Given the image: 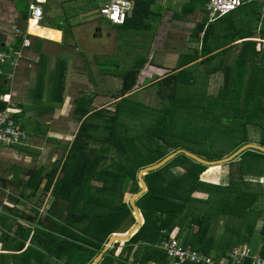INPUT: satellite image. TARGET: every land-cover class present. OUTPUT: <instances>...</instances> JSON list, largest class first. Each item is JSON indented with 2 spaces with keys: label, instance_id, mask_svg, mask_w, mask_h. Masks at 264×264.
<instances>
[{
  "label": "trees",
  "instance_id": "16d2710c",
  "mask_svg": "<svg viewBox=\"0 0 264 264\" xmlns=\"http://www.w3.org/2000/svg\"><path fill=\"white\" fill-rule=\"evenodd\" d=\"M133 1L132 17L124 24L112 23L115 28L120 30L133 29L137 26L148 28L149 25L144 22L153 14L152 3L155 0ZM21 18L26 22L28 4L24 5ZM206 23L207 18L203 17L193 32L194 38L200 40L201 48L196 50V53L186 55L180 65L190 63L201 55L206 56L210 53L212 44H220L221 47L229 41L230 30L225 28L220 30L221 33L214 37L215 41L209 44L212 38L209 31L213 27ZM20 44L21 37L18 36L12 42V46L18 48ZM256 45L255 40L244 42L239 58L228 65L225 64L223 57L227 49L207 56L199 62L204 64L210 62L213 57L217 58L223 54L220 63L213 70L223 69L225 85L230 82L231 75L234 77L231 119L240 121L242 138L233 152L247 143L264 146V124L259 122V118L264 114V103L262 104L264 65L260 64L264 59V49L257 50ZM0 50H6V47L0 46ZM44 59L43 56L39 58L40 65L34 89V102L41 108L38 110L39 114L48 112L49 108L53 110L60 107L64 102L66 61L62 59L59 61L60 67L51 76L53 82L51 99L46 102L52 107L46 102L42 103ZM143 61L140 59L136 62L138 68H141ZM247 65H250V68L246 69ZM0 66H8V64L0 63ZM138 68H131L125 73V89L129 90L136 84ZM243 75L246 77L244 78ZM170 80H185L190 83L195 80V73L193 68H184L177 73L167 75L160 81L171 83ZM240 81L244 82L243 87L240 86ZM9 82L7 76L0 73V96L9 94ZM93 100L92 96L83 95L75 104L74 111H80L85 118L71 144L70 153L61 166L63 175L57 178L52 186L54 200L49 212L58 210V217H64V222L60 223L53 220L50 215L46 216L44 229L41 231L37 229L40 234L35 233L36 240L33 244L35 246H30L26 251L24 236L29 233V229L18 221L10 226V229L15 227L13 234L18 238L14 244L7 245L5 249L22 251L19 255L15 254L14 257H17L18 261L17 263L13 261V264H57L56 261H63V264H90L112 233L126 232L136 222L132 208L128 200H125L126 185L128 180H131L129 192L132 194L138 192L140 190L138 171L170 154L159 143V139L166 143L168 148H178L169 145L166 137L172 108L163 111L156 122L144 129V133L138 138L142 141L144 150L133 138L121 139L117 136L116 113L103 125V128L108 130L107 135L102 138L103 142H99L100 145L97 147H89L90 139L93 138L91 130L101 126L93 121L88 122V118L103 115V109L96 111L90 109ZM7 105V100L0 97V109H4ZM14 119L26 131V124L20 119V115L14 114ZM105 143H109V146ZM112 151L117 153L118 158H107V154ZM223 157L207 159L216 160ZM237 157L240 158L236 165L237 176L240 179L245 174L264 176V152L246 149ZM235 161L233 159L229 164ZM207 167L180 153L162 167L146 173L144 179L148 189L136 200L144 219L143 224L127 241L115 242L97 264H150L151 262L169 264L170 259L159 244L163 239L168 238L172 231L176 232L177 238L184 245H189L215 259L227 256L228 252L238 245L248 243L256 232V220L251 221L248 218L252 212L250 207L241 208L240 205L241 202H249L248 189L252 184L248 181H245L244 185L231 182L225 187L205 182L201 179V174ZM55 174L56 171H48L45 174L40 170L33 171L26 184L34 191L28 196L36 194L44 180V189L48 190ZM262 191L264 194V190ZM195 192H206L209 196L200 198L194 195ZM259 192L261 193V190ZM215 193L219 195L217 198L214 196ZM16 213L20 215L17 210ZM0 217L2 221L6 219L4 215ZM258 217L264 218L262 210L258 212ZM231 218L236 220L239 218L242 222L230 227L227 222ZM221 220L225 221L224 224L222 222L218 225V221ZM259 232L264 235V223ZM52 254L55 255L53 259L56 261L51 258ZM259 254L264 258V240ZM242 260H244L242 264H251L250 257H244ZM238 263L241 264L240 261Z\"/></svg>",
  "mask_w": 264,
  "mask_h": 264
},
{
  "label": "rangeland",
  "instance_id": "374dc122",
  "mask_svg": "<svg viewBox=\"0 0 264 264\" xmlns=\"http://www.w3.org/2000/svg\"><path fill=\"white\" fill-rule=\"evenodd\" d=\"M17 1L22 9L23 0H0V34L4 32L11 36V34H16V28L22 29L24 24L19 21L21 15L16 17ZM110 1L79 0L75 4L67 2V5H63V9L69 14L73 11L81 12L83 10V16L77 17L73 21L75 23L78 22L79 26L72 28V31L73 29H81L83 42L81 46L78 45V51L73 48V50L63 52L61 55L67 62H74V67L72 66L73 72L75 70L83 73L82 77L76 73L75 78H71L74 80L68 86L67 99L69 100L64 101V104L58 108L53 110L49 108L48 114L36 116L40 107L35 102L32 103V93L36 78L35 64L37 63L34 53L26 55L21 63V66H23V63L26 65L21 71L25 81H17L14 85L10 81L9 85L10 88L12 86V94L6 97L3 96L7 102L10 100L13 104H24L26 108L28 107L27 111H30L33 117H28L29 120L31 119V123L30 126L25 127L27 134L34 127L36 117L40 118L35 121L36 125H41V128L47 127L48 130H52L54 133L51 137H47L48 134L46 136L43 134L30 135L32 139L30 143L34 146L30 151L34 152V156L32 154L26 159L20 158L15 163L10 162L11 158L9 156H3L6 160L4 161L5 163L3 162L0 165V216L4 215L6 219L2 221L0 217V264H13V261L17 263L18 258L14 256L22 252L5 249L7 245L14 244L18 238L13 234L15 227L10 229V226L17 221L29 229V233L24 236L25 251L30 246H35L33 245L36 240L35 233L37 229L40 231L44 229L43 223L47 219L46 216L50 215L53 220L60 223L64 222V217H58V210L49 212L54 200L52 186L55 180L63 175L61 166L68 157L71 144L85 118L80 111H74L75 104L81 96L87 95L94 98L90 106L92 111L103 109L102 116H91L88 118V122L93 121L101 126L91 130L93 138L90 139L91 143L88 145L91 148L97 147L103 142L102 138L108 133V130L104 129L103 125L107 122L106 120H109L116 113L117 121L115 127L117 136L121 139L133 138L136 144L144 150L143 143L138 138L144 133V129L147 126L156 122L163 111L171 108L173 112L166 137L169 145L178 148H168L166 143L159 139V143L167 152L172 153L178 149H188L202 155L201 157L205 159L218 158L220 156L226 157L233 153L238 141L242 138L240 121L231 119L232 96L234 94V83L232 82H235L234 77L231 75L230 82L225 85L223 69L220 68L219 71L213 70L220 63V58L223 54L215 61L205 62L199 70L193 69L194 73L196 72L193 82L170 80L171 83H163L160 80L165 75L177 73L178 70L175 67L182 63V60L185 59L184 56L193 53V50H195L194 48L190 49L186 43V36L192 29L190 31L187 30L186 33L178 34L175 31H169V29H166L165 33H158L160 18L157 13L152 14L144 22L149 25L148 28L143 29L141 26H137L133 29L119 30L116 34L110 30V27H115L106 19L101 7V3ZM205 1L179 0L184 8L182 15L191 12L198 19L201 16L205 17ZM173 3L174 0H169L164 4H159L156 0L153 4V9L160 13L163 12V6H172ZM174 7L175 10H173L175 12L176 10L178 11L177 7ZM179 12L182 11L179 10L177 14H180ZM54 17L53 20L55 22L62 24V18L60 19L56 15ZM165 22L163 24L167 26V22ZM4 23H7V25ZM8 23H11V25L8 26ZM96 26L102 31L99 36L94 37L93 33L91 35V31ZM227 26L229 25L223 22L222 29L219 30H225ZM115 29L117 30V28ZM209 35H213V37L218 35L216 27L210 28ZM1 37L3 36L0 35V41ZM214 41V39L211 40L209 44ZM152 42L155 44V51L150 53L148 49L150 45L153 47ZM48 50L53 55H56L53 46H49ZM90 56L95 57L94 62L90 61ZM226 56L227 54L223 55L225 57L224 62L228 65L233 53L228 58ZM140 59L144 61L141 68H138L136 62L140 61ZM85 60H88V63L94 68L93 71L97 74L96 86L86 81L84 65L82 64L83 61L85 64ZM96 61L101 64L114 65L116 68L114 70H104L99 68L98 65L97 70ZM147 63L165 65L167 68L164 69L163 73H152L150 75L149 71L144 68ZM131 68H138L137 82L133 88L127 90L124 86L125 73ZM189 68H193V66ZM78 77L79 79H77ZM243 77L245 78L246 76L243 75ZM243 83L240 81V86ZM47 95L45 94V97L48 98L49 96ZM42 101L44 103V100ZM47 104L49 105V103ZM12 109L14 108L12 107ZM259 122L264 124V114L259 118ZM27 136L28 140L29 135ZM105 145L109 146V143H105ZM107 155V158H118L117 153L114 151ZM250 159L248 158V160ZM234 160L236 161L232 164L226 162L208 166L201 174V179L205 182L225 187L231 182L238 185H244L245 181L250 182L252 184L248 189L250 194H248L249 196L247 195L250 200L246 203L241 202L240 206L241 208L250 207L252 212L248 218L251 221L256 220V228H258L264 223V218L258 217L260 210L264 214V194L262 191L264 190V176L245 174L240 179L237 176L236 167L240 158L235 157ZM35 170H40L42 174L48 171H56V174L48 190L44 189V180L37 193L28 196L34 190L26 182L29 179V175ZM130 188L131 180H128L125 194V200H128V202L129 198L134 194L129 192ZM260 190L261 193L259 192ZM195 195L203 196L204 198L209 196L206 192H197ZM214 196L217 198L219 195L215 193ZM15 210L22 215L15 214ZM225 221H227L226 218ZM225 221H218V225L222 222L224 224ZM241 222L239 218L237 220L231 218L227 224L233 227L241 224ZM111 223L113 224L114 222ZM220 229L222 230L221 226ZM37 233L40 234L39 232ZM54 256L52 254L51 258L53 259ZM53 260L56 261L55 259ZM56 263L63 264V261H56Z\"/></svg>",
  "mask_w": 264,
  "mask_h": 264
},
{
  "label": "crops",
  "instance_id": "0c3cea01",
  "mask_svg": "<svg viewBox=\"0 0 264 264\" xmlns=\"http://www.w3.org/2000/svg\"><path fill=\"white\" fill-rule=\"evenodd\" d=\"M32 1H35V0H23L22 9H21V6L18 4V1H17V3H16V17L19 15L22 16V11H23L24 5L28 4V18H27L26 22H25V20H23L21 18V16L19 17V21H22L23 24L25 25V27L23 25L22 29L24 28V30H25L26 28H29V31L31 32V34H33L31 36L32 44L26 50V53H27L26 55H31L32 53H34L36 55L35 56V58L37 60V63L35 64L36 65V77H37L39 65H40V64H38L39 58H40V56H43L45 58L44 59V66H42V68L45 70L44 71L45 72L44 73V75H45L44 91H43L42 100H44V102H46V101H49L51 99L52 83H53L51 76H52L53 72L60 67L59 61L64 59L61 57V55L63 54V52L73 50V48L76 51H78L79 50L78 47L81 46V44L83 42V39L81 38L83 32L81 31V29H73V31H72V28H74V26L75 27L79 26L78 22L75 23L73 21L77 17L79 18V17L83 16V10H81V12L73 11L72 13L69 14L68 12H66V10L63 9V5L64 4L67 5L66 4L67 2L75 4V2L78 3L79 0H46L45 2L41 3L42 8H43V17H42V20L38 23L36 20H31V21L28 20L30 17L29 4ZM155 1H154V3H155ZM166 1H169V0H157V3H159V4L163 3L164 4ZM207 2H208V0L205 1V5ZM103 3H101V7L104 6ZM133 3H134V1H133ZM154 3H152L153 15L158 13L159 14L158 16L160 18L159 22H158L159 23L158 30H157L158 33L159 32L165 33L166 29H169V31H175L178 34V33H186L187 30L190 31L192 29L186 36V40H187L186 43L190 49L194 48L195 50H193V52L196 53V50H199L201 48L202 44H201L200 40H196V38H194L193 32L196 30L198 23L202 20L203 16H201L198 19L197 17L193 16V14L191 12H188V13H185L184 15H182L184 8L181 6V3L179 2V0H174V3L172 6H163V12H160V13L153 9ZM174 6L177 7L178 11L180 10L182 12H179L180 14H177L178 11L177 10H176V12L174 11L175 10ZM205 13H206L205 18H207L206 25L210 24V25H212V27H216L217 34L221 33L219 29H222L221 27H222L223 22H225L229 25V26H227V28H229V30H230L228 32L229 33L228 38H230L229 41L226 43V45L221 46V47H220V44H218V45L212 44L210 47L211 51L206 56L201 55L196 60H194L190 63L178 65L175 67L176 70L179 71L181 69L189 68V67L193 66V69H195L197 71V70H199V68H201L203 66L202 63L199 64V62H202V59H204L207 56L214 55L217 52H220L224 49H227V51H226V54H227L226 57L227 58L230 57L231 54L233 53V57L230 61V63H232L234 60L239 58V54L242 51V47H243L242 45L244 42H246L248 40H255L257 42V45H256L257 50H260L261 48L264 49V0H248V2H246L241 7L237 8L236 10H234L230 13H228L223 18L218 19V20L213 21V22L208 21V12H207L206 8H205ZM55 15L57 17H60V19L62 18L61 19L62 24L55 22V20H53V18H55L54 17ZM165 21L167 22V26H165L163 24V22H165ZM31 22H35L36 24L31 23ZM41 22H42V24H41ZM5 25H7V23ZM9 25H11V23H8V26ZM111 25H112V23H111ZM111 28L112 27H110V30H112L116 34L120 30V29L116 30L115 28H112V29ZM121 30H123V29H121ZM101 31L102 30L96 26L91 31V35L93 33L94 37H97V36H99V33ZM0 35L3 36V37H1L0 46H5L6 48L9 45H12V42H14L15 39L18 37L16 34L15 35L11 34V36H10V34L7 35L4 32H2ZM5 38H7V39L5 40ZM213 39H214V37L212 35L211 40H213ZM152 45H153V47L150 45V48L148 49V52H150V53L155 51V44L153 43ZM49 46L54 47V49L56 51V55H53L51 53V51L48 50ZM187 46H185V47H187ZM184 57H186V56H184ZM94 58L95 57H91V56L89 57L90 61L91 60L93 61ZM219 58L220 57H217V58L213 57L211 61H215ZM97 62L98 61H96V65H95L96 69H97ZM73 64H74V62H72V61H69V62L66 61V70L64 73V75H65V77H64L65 89H64V93H63L64 101L69 100V99H67L68 98V92H69L68 86L70 85V83H72V80H74L71 78H75L74 76L76 73L81 75L80 77L83 76V73H81V72H76L75 70L73 72V69H72L74 67ZM82 64L84 65V70H85L84 74H85L86 79H87L86 81H88L90 84H92L89 75H87L88 72H87L86 66L84 64V61L82 62ZM99 64H101V63H99ZM260 64L264 65V59L262 62H260ZM24 65L25 64L23 63V66H20L19 67L20 70L18 69L19 71L17 70L14 73V75H12L13 70L9 65L3 66L4 69L2 66H0V73H4L7 76V78L9 79V81H11L12 84L14 85V84H16L15 82H17V81L18 82L25 81V78L22 77L23 74L21 73ZM25 67H26V65H25ZM144 68L147 69L151 75L152 73H157V74L163 73L165 71L164 69H166L167 66L157 65V64L153 65V64L147 63ZM248 68H250V65H247L246 69H248ZM92 69L94 70V68H92ZM159 71H162V72H159ZM93 72H94L95 78H97V74L95 73V71H93ZM170 74H172V73H170ZM247 74H248V72H246L245 75H247ZM166 76L167 75H165L164 77H166ZM77 79H79V77ZM35 86H36V78H35L34 89H35ZM9 94H12V86L10 88ZM9 94H7V95H9ZM45 94H48L47 96H49V97L48 98L45 97ZM7 95H4V97H6ZM34 95H35V91L33 90L32 103H34V98H35ZM1 98H3V96ZM63 104H64V102H63ZM8 106H12L14 109L16 108L15 114H19L20 119L25 122L26 126H30L31 119L29 120L28 117L32 116V114L30 113V111H27L28 107L26 108L24 106V104H17V105L13 104L10 100H8ZM42 114H48V112L41 113V114H39L37 112L36 116H39ZM35 119H36L35 121H38V119H40V118L36 117ZM35 121H34V124H35L34 127L31 126L32 127L31 132L28 134L29 139L25 143H23L22 145H19V146H11V147H5V148L0 149V165H2L3 162L6 160V158L3 157L4 155L9 156L11 158L10 162H13V163L18 161L20 158L26 159L29 156H31L32 154H33L32 156H34L35 155L34 152L30 151V149L32 147H34L30 143V140H32L30 138V135L43 134L44 136H46L48 134L47 137H51V135L54 133V131L48 130L47 127L41 128V125H36L37 123ZM26 131H27V129H26ZM58 138H60V137H58ZM195 193H197V192H195ZM195 193H194V195H195ZM197 197L204 198L203 196H197ZM261 226L256 228L255 234H253L251 240L248 243L238 245V246H247L251 250L252 254H256V255L260 256L259 251H260V248H261L263 240H264V235L259 232V229ZM220 230H219V232H220ZM115 233H118V232H115ZM243 261L244 260L240 261L241 264L243 263ZM150 264H156V263L151 262ZM251 264H254L252 258H251Z\"/></svg>",
  "mask_w": 264,
  "mask_h": 264
},
{
  "label": "built area",
  "instance_id": "2783aa9c",
  "mask_svg": "<svg viewBox=\"0 0 264 264\" xmlns=\"http://www.w3.org/2000/svg\"><path fill=\"white\" fill-rule=\"evenodd\" d=\"M46 0H35L29 4V21L36 20L38 23L43 17L41 3ZM248 0H208L206 10L208 21H216L228 13L244 5ZM134 3L132 0H111L102 7L104 16L113 24H124L133 15ZM29 26V25H28ZM16 35L21 37V44L18 48L9 45L6 50H0V63L8 64L13 72L19 69L26 57V50L31 46L32 39L29 28L25 30L16 28ZM15 110L10 106L0 109V149L23 144L28 136L26 131L14 119ZM159 247L165 251L170 264H238L244 257H251L254 264H264V258L252 254L247 246H237L229 252L227 256L213 258L193 249L189 245H184L177 238L176 232L172 231L168 238L162 240Z\"/></svg>",
  "mask_w": 264,
  "mask_h": 264
},
{
  "label": "water",
  "instance_id": "95a60500",
  "mask_svg": "<svg viewBox=\"0 0 264 264\" xmlns=\"http://www.w3.org/2000/svg\"><path fill=\"white\" fill-rule=\"evenodd\" d=\"M104 6L108 4V2L103 3ZM85 65L87 72L89 74V77L91 79V82L94 86H96V78L93 72V69L91 65L88 63L87 60H85ZM99 68L104 69V70H114L116 67L111 64H99ZM246 149H256L258 151L264 152V146L259 145L257 143H247L242 145L240 148H238L235 152L230 154L229 156L216 159V160H207L201 156H199L196 153H193L189 150L186 149H178L170 154H168L166 157H164L162 160L159 162H156L154 164H151L149 166L143 167L138 171V179L140 183V190L136 193H134L130 198H129V204L132 208L133 215L136 219L135 224L126 232L122 233H112L109 237L107 242L105 243L103 249L100 251V253L92 260L90 264H97L99 261L102 259L103 254L110 248L115 242H125L127 241L134 233L137 232V230L140 228V226L143 224L144 219L142 216V213L140 209L138 208L136 204V200L142 196L146 191H147V183L144 179V175L150 171L156 170L160 167H162L164 164H166L168 161H170L172 158H174L176 155L180 153H184L185 155L191 157L192 159L196 160L199 163L205 164L207 166H213V165H218L221 163H226L230 162L233 160L236 156H238L242 151Z\"/></svg>",
  "mask_w": 264,
  "mask_h": 264
},
{
  "label": "flooded vegetation",
  "instance_id": "af4514ba",
  "mask_svg": "<svg viewBox=\"0 0 264 264\" xmlns=\"http://www.w3.org/2000/svg\"><path fill=\"white\" fill-rule=\"evenodd\" d=\"M99 65V63H97V66ZM49 224V222H47Z\"/></svg>",
  "mask_w": 264,
  "mask_h": 264
},
{
  "label": "bare ground",
  "instance_id": "6f19581e",
  "mask_svg": "<svg viewBox=\"0 0 264 264\" xmlns=\"http://www.w3.org/2000/svg\"><path fill=\"white\" fill-rule=\"evenodd\" d=\"M31 23H34V24H36L35 22H31ZM31 23H30V24H31Z\"/></svg>",
  "mask_w": 264,
  "mask_h": 264
},
{
  "label": "clouds",
  "instance_id": "9594fccd",
  "mask_svg": "<svg viewBox=\"0 0 264 264\" xmlns=\"http://www.w3.org/2000/svg\"><path fill=\"white\" fill-rule=\"evenodd\" d=\"M113 246V245H112ZM111 248V247H110Z\"/></svg>",
  "mask_w": 264,
  "mask_h": 264
}]
</instances>
